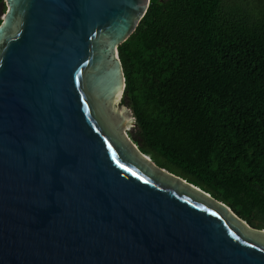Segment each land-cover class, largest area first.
<instances>
[{
  "label": "water",
  "instance_id": "obj_1",
  "mask_svg": "<svg viewBox=\"0 0 264 264\" xmlns=\"http://www.w3.org/2000/svg\"><path fill=\"white\" fill-rule=\"evenodd\" d=\"M5 1L0 264H264V229L129 136L119 46L151 0Z\"/></svg>",
  "mask_w": 264,
  "mask_h": 264
},
{
  "label": "trees",
  "instance_id": "obj_2",
  "mask_svg": "<svg viewBox=\"0 0 264 264\" xmlns=\"http://www.w3.org/2000/svg\"><path fill=\"white\" fill-rule=\"evenodd\" d=\"M119 55L140 151L264 229V0H151Z\"/></svg>",
  "mask_w": 264,
  "mask_h": 264
},
{
  "label": "flooded vegetation",
  "instance_id": "obj_3",
  "mask_svg": "<svg viewBox=\"0 0 264 264\" xmlns=\"http://www.w3.org/2000/svg\"><path fill=\"white\" fill-rule=\"evenodd\" d=\"M7 11V3L5 0H0V22L1 19L3 18V15L6 13Z\"/></svg>",
  "mask_w": 264,
  "mask_h": 264
},
{
  "label": "rangeland",
  "instance_id": "obj_4",
  "mask_svg": "<svg viewBox=\"0 0 264 264\" xmlns=\"http://www.w3.org/2000/svg\"><path fill=\"white\" fill-rule=\"evenodd\" d=\"M131 122H133V120H130ZM133 130V129H132ZM132 134V131L130 132ZM131 134L129 136H131ZM131 138V137H130Z\"/></svg>",
  "mask_w": 264,
  "mask_h": 264
}]
</instances>
